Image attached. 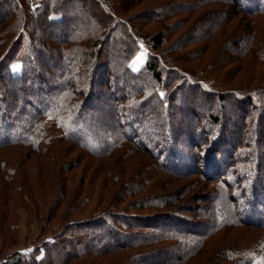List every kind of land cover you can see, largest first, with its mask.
Instances as JSON below:
<instances>
[{"label":"trees","instance_id":"16d2710c","mask_svg":"<svg viewBox=\"0 0 264 264\" xmlns=\"http://www.w3.org/2000/svg\"><path fill=\"white\" fill-rule=\"evenodd\" d=\"M72 1L80 6L88 19L68 11ZM145 1L55 0V5L54 0H0V202L6 212L11 211L17 198L22 199L21 206L31 205L35 211L31 213L39 216L42 200L34 201L31 197L35 187L30 181L34 180L30 170L38 171L35 180H51L50 169L42 165L38 170L37 165L42 162L39 153L50 152L52 159L48 156L49 163L56 165L54 158L59 153L56 145L64 142L68 143L70 150L78 149L89 157L88 164L100 159L97 174L90 178L102 177L108 185L110 181L120 182V190L115 193L118 195H113L116 200L119 196L131 194V183L124 180V172L119 173L122 180H115V176L104 173L103 167L112 161L117 162L120 156L126 159L122 152L134 154L137 149L153 154V159L158 160L163 170L171 169L181 175L195 171L198 177L208 181L219 180L217 195L207 196L213 207L205 206L204 213L199 214L202 222L190 221L179 212L164 213L160 223L168 225L174 218V226L181 227L182 231L166 234V230L155 237V220L150 218L153 216L117 211L112 206L115 204L111 203L104 211L96 210L85 218L66 221L49 240H42L27 253L15 251L0 264H69L90 256L100 257L107 252L143 249L151 244L158 246L147 256L148 259L137 257L139 264H185L200 252L210 237L224 229L264 228V186L259 183H264V150H257L256 155L250 157L247 168L241 167L238 171L234 170L235 161L230 160L237 151L235 143L239 136L238 144L242 143L243 133L238 134L240 130L237 132L236 129L242 128V132L250 117L251 111L249 113V108L247 111L244 108L246 104H252L253 95L260 97L264 93V85L246 86L243 92L222 90L225 83L212 73L208 76L206 73L207 79H199L204 72L212 71L210 66L218 71L214 62L202 65V59L196 67L191 66L188 70L177 66L171 73L165 66L166 63H176L180 59L177 54L185 51L183 55H186L187 47L194 41L211 39L214 31L219 29V23L196 38L192 36L193 31L204 21L192 24L182 32L188 38L181 47L183 36L166 45V32L173 27L178 32L205 4L218 3L231 6L237 13L250 18L249 26L244 29L245 43L239 49V55L254 50L258 61L263 64L264 47L253 39L254 25L264 17V6H259L257 0H165L160 6L148 8L143 6ZM135 8H138L136 12H130ZM204 11L202 8L200 15ZM174 17L178 19L173 23L170 20ZM39 22L45 27L43 34L35 26ZM143 22L153 23V28L141 30L135 24ZM142 45L148 52L137 72L130 67V61ZM223 47H217L218 59ZM165 52L169 53V60L160 58ZM15 63L20 66L19 72L11 68ZM227 73L229 71L224 74ZM141 74H145L148 82L137 83ZM228 98L232 99L230 103L234 110H242L240 123L232 120L226 110ZM258 107L262 108V113L254 126L253 140L250 135L251 142L262 138H256V134L264 138V106ZM128 125L135 130L131 135L125 131ZM229 126L235 128L225 133ZM135 134L140 137L135 138ZM147 134L165 146L164 158L152 151ZM243 159L240 162L246 163L247 160ZM76 162L62 158L59 162L62 164L57 166V180L86 181L84 166L78 177L74 172L59 176L65 170L76 169L77 172L83 160ZM224 167L229 174L246 182L236 200L226 194L223 183H220L221 178L224 179ZM59 189L60 193L65 191ZM221 196L226 201L225 207L220 206ZM64 200V193L57 196L48 210L57 208L58 211ZM88 200H82L80 206H85ZM162 200L144 206L170 208L176 203L175 200ZM3 215L4 212L0 211L1 230L4 225L6 228L17 227L15 222H9L11 214L6 212ZM167 218L171 222H166ZM110 220L117 221L118 228L112 226ZM143 233L145 238L141 237ZM136 234L140 236L137 240H123L131 235L134 238ZM167 241H173L172 247L165 243ZM171 251L178 254L174 258L168 257L166 254ZM225 258L229 262L213 264H255L256 261L254 256L240 258L231 253ZM134 262L131 255L122 264ZM259 262L262 264V260Z\"/></svg>","mask_w":264,"mask_h":264},{"label":"rangeland","instance_id":"374dc122","mask_svg":"<svg viewBox=\"0 0 264 264\" xmlns=\"http://www.w3.org/2000/svg\"><path fill=\"white\" fill-rule=\"evenodd\" d=\"M164 1L165 0H146L143 6L146 5L148 8H150L151 6L157 7L160 6ZM189 1L191 0H188L187 2ZM257 1L259 2V6H264V0ZM188 4L190 3H187V5ZM202 8L206 11H204V14L200 15V10H202ZM202 8L196 11L195 14L192 13V15L194 14V17L189 19L188 24L184 28L180 29L178 32L174 29V27L172 29H169V31L166 32L167 35L165 44L169 45L170 42H173L177 38L180 39L183 36L182 40H184V42H180L181 47L183 43H186L185 41L188 38L186 33L184 35L182 34V32L196 22L204 21L203 25L200 28H198L196 31H193L192 36H195V38L198 35H202L203 33L205 34V32L210 30L211 26L216 25L218 23L219 29L214 31V34L211 39L206 40L207 38H205L196 42L194 41L192 44H190V46L186 49V55H183L185 51L177 55L172 53V56L174 58L178 56V58L180 59L174 64L166 63L165 66L170 68L169 71L171 73L173 69L177 66H181L182 69L188 70L191 66L196 67L198 64L197 62H199V59H202V65L208 61L212 62L211 64H213L214 62V66H216V69H218V71H216L213 67L210 66L209 70L212 71L204 72V75L199 77L200 80H204V78H206V73L207 76L208 73H212L217 77L219 81L225 83V86L222 90L231 92L235 90L243 92L242 89H245L246 86H252V88H255L257 86L262 87L264 85V63L261 64V62L258 61V56L254 52V50L249 51L245 55H239L241 54L239 53V49H241L243 47L242 45H244L245 43V41L243 40L245 38L244 29L249 26L250 18L244 15L243 13H237L233 8H231V6H226L219 3L218 5L205 4ZM139 9H142L141 6L139 7ZM137 10L138 8H135L130 12H136ZM68 11L73 12L79 18L88 19L86 13L81 10L80 6L75 1H72L71 7L68 9ZM176 11L178 12L180 11V9ZM177 19L178 17H174V19L172 18V20L170 21L174 23ZM135 24L141 30H151L153 28V23L143 22L142 24ZM35 26L38 27V30L44 32L45 27L41 24V22L37 23V25ZM254 28L256 32L253 40H256L255 43L257 45L262 44L264 47V17H260L259 22L254 25ZM219 45L224 47L221 49V58L218 59L216 56L219 52L217 50V47ZM147 52V47L142 45L140 50L130 61V67L132 68V70L138 72L142 68L147 57ZM168 54V52H165L162 56H160V58H166L167 60H169ZM197 54H200L201 56L199 58L195 57ZM11 68L14 72H19L20 70V66L17 63L13 64ZM228 71L229 73L224 74ZM168 75H170V73H168ZM140 76L141 79L137 80L138 84H142L143 82H145L144 80L148 82L147 79H145V74H141ZM263 89L264 87H262V90ZM253 98L254 99L252 101V104H246L244 108L245 111H247L249 108V113L251 111L250 117L247 120L246 127L243 128L242 132V128L240 129L238 127L236 129L237 132L240 130V133L238 134L243 133V137L241 140L242 143L240 142V144H238L240 136L238 139H236L235 149L237 151L236 153H233L234 155L230 158L231 161H235V171L240 170L241 167L242 169L247 168V164L249 163L250 157L252 155L254 157L257 153V150H264V138L262 135L259 136V134H256V138L262 137L263 139H258L255 142H251L250 137V135L254 134V126L257 123V120L261 117L262 108L258 106H264V93H262L260 97H256L255 95H253ZM231 100V98L226 99V110L229 111V116L232 117V120L240 123L239 118H241L240 116L242 110H234L230 103ZM260 101H262L263 104ZM238 112L240 114H238ZM262 117H264V113ZM229 124L231 123L229 122ZM230 128L235 127L229 126L226 129L225 133L230 132ZM125 131L130 135L135 132L133 127L129 125L126 127ZM147 135V138L150 141L152 151L155 150V152L157 153V155H159L160 158H164L165 146L160 143V140L159 143H156V141H154L155 137L151 135L149 136V134ZM134 136L135 138L140 137L138 134H135ZM67 144L68 143L60 142L56 145L59 148V153H56V157L54 158V160L57 161L56 165L49 163V157H51L52 159V156H50V152H46L45 154L39 153V155H41L42 162H40V165H37L38 170L43 165V167L50 169L52 174L51 180H35L38 175V171L34 172L30 170L31 175L34 178V180L30 181H32L31 183L35 187L34 190L31 192V197L34 201H36V199L42 200V207L38 209L40 211V215L36 216L32 214L35 213V211H33L31 205L25 206L23 208L21 206L22 199L17 198V201L15 202L13 207L10 208L11 211H6L7 213L11 214V216H9V222L12 223L10 224H13L15 222L17 227H13L11 225L9 226V228H6L7 225H4L3 230L0 229V260L4 259L6 256L11 255L15 251L27 253L32 247L36 245L38 246L42 240H49L50 238H52V236L56 235L58 230L64 225L66 221L72 219L77 220L85 218L87 216H90L91 213L96 210L104 211L111 203L115 204L112 206L115 207L114 210L117 211L124 210L129 214L137 213L145 214L147 215V217L149 215L153 216L150 217L155 220L156 224L155 228L153 229L155 230V234H153V236H159L161 235L159 234L160 232L166 230H168L166 231V234H175V232L178 233L182 231L181 227L176 228L174 226L176 224L174 218L171 219L172 223L168 225L161 224L160 222L163 220L161 218L165 216L163 215L164 213L177 214L179 212L181 215L187 216L190 221L202 222L201 220L203 218L199 214L204 213L205 206L212 205L213 207L214 205L211 202V198L208 197L217 195L219 180L218 182L208 181L204 177H198L195 174V171L181 175L180 173L175 174V172H173L171 169L167 170L165 168V170H163L159 165L158 160L156 161L153 159V154H150L148 152L146 153L137 149V152L134 154H132L131 152L130 154L128 153V155H126L124 152H122V155L126 156V159L120 156L117 162L114 163V161H112L110 165H108L107 167H103L104 173L109 174V176H115V180H122V177L119 178V173L124 172V180H128L131 183L132 188L131 190H129L131 191V194L128 193L124 197L119 196L116 200L113 195H118L115 193L116 191L118 192L120 190V182L117 181L114 183L113 181H110L108 185V181H105V179L102 177L90 178L91 175L97 174L96 169L99 168L98 166H100V159H98L96 163L92 161L91 164H88L89 157L84 155L78 149L72 148V150H70L67 147ZM62 158L69 159L73 163L74 161L79 162L80 160H83V162L80 165L81 168L79 167L80 169H78L77 172L76 169L72 171L65 170L62 175H59L60 177H63L66 174H71L73 172L78 177L83 168L85 167V175L87 176L86 181L70 180L69 182H67L66 180H57V166L58 164H62L59 163L62 161ZM242 159L245 162L247 160V162H240V160ZM236 160L238 163L236 162ZM43 161L45 163H43ZM155 164L156 166H154ZM226 167L223 168L224 171L222 170L224 179L222 180L221 178L220 183H223L226 194L231 199H235L237 197L236 195L240 193L241 188L246 185V182L240 181L235 177L234 174H229L227 169L228 167ZM262 169H264V162ZM237 174H239V172ZM48 177L50 178L51 176ZM109 179L110 178H108V180ZM19 181L23 183V180ZM259 183L264 186V183H262V181H260ZM1 187L2 184L0 183V188ZM36 187L37 190H35ZM60 187L65 191L60 193ZM63 193L65 195V200L60 206L59 210L56 211L57 208H51L52 210H48V207L52 204L54 198H56L57 196L60 197V195ZM85 198H88L89 200L87 201V204L85 206L81 207L80 205L82 203V200L84 201ZM161 199H163L162 201H166V199L175 200L176 203L170 208H157L155 206L152 208H147L144 206L149 203H160L159 201ZM219 202L220 206L225 207L226 201L223 196L219 197ZM2 206L3 203L0 202V211L4 212L3 216H5L6 212L5 209L2 208ZM172 209L178 211L173 212L171 211ZM38 210L36 212H38ZM51 211L52 214L49 215V212ZM154 214L157 216H155ZM168 218L166 219V222L169 221ZM3 220H5L6 223V217H4ZM171 220L169 222H171ZM110 223L112 224V226L118 228L119 223L117 221L110 220ZM137 235L138 234H136V237L134 238H132L133 236L131 235L129 238H125L123 240H125V242H128L129 240H137L140 237ZM141 237L145 238V233H143ZM165 243L167 245H171L172 247L173 241H167ZM157 246L158 245L151 244V246H147L143 249L141 247L137 250L130 248L124 251L111 253L107 252L106 254L100 257L90 256L83 260L73 261L69 264H122L123 261H125L127 257L131 255L135 260L134 264H139L140 261L137 257L140 258V256H145L144 258H146L149 254L152 253L153 250L156 249ZM228 253H231L233 254V256L240 258H250L254 256L256 257V261H254L255 264H261V262H259L261 260L263 264L264 228L254 229L252 227L242 226L233 229H224L210 237L207 240L206 244L203 246V248L200 250V252L196 254L192 259H190L189 263L185 264H196V262L199 263L202 261L207 264H213L217 262H229L225 258ZM177 254L178 253L171 251L169 254L166 255L168 257L173 256L174 258ZM148 258L149 257H147V259Z\"/></svg>","mask_w":264,"mask_h":264},{"label":"crops","instance_id":"0c3cea01","mask_svg":"<svg viewBox=\"0 0 264 264\" xmlns=\"http://www.w3.org/2000/svg\"><path fill=\"white\" fill-rule=\"evenodd\" d=\"M4 259L0 260V262H2Z\"/></svg>","mask_w":264,"mask_h":264}]
</instances>
